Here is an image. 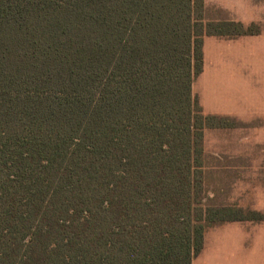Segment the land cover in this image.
I'll use <instances>...</instances> for the list:
<instances>
[{
    "label": "trees",
    "instance_id": "trees-1",
    "mask_svg": "<svg viewBox=\"0 0 264 264\" xmlns=\"http://www.w3.org/2000/svg\"><path fill=\"white\" fill-rule=\"evenodd\" d=\"M203 11L0 0V264H192L208 229L264 222L202 204L203 131L226 120L192 93L203 40L259 33Z\"/></svg>",
    "mask_w": 264,
    "mask_h": 264
},
{
    "label": "rangeland",
    "instance_id": "rangeland-1",
    "mask_svg": "<svg viewBox=\"0 0 264 264\" xmlns=\"http://www.w3.org/2000/svg\"><path fill=\"white\" fill-rule=\"evenodd\" d=\"M239 44L243 65L238 66V63L233 68L221 60L210 70L208 66L192 87L200 106L201 100L206 108L235 116H217L226 120L210 122V126L218 128L203 131L202 204L231 205L245 212L264 214V119H249L250 110L257 105L264 107V75L259 80L262 93H257L255 85L249 88L247 78L251 72L244 66L248 65L250 57L244 52L247 48ZM257 71L264 74V69ZM238 225L247 238L264 240V222H240Z\"/></svg>",
    "mask_w": 264,
    "mask_h": 264
},
{
    "label": "crops",
    "instance_id": "crops-1",
    "mask_svg": "<svg viewBox=\"0 0 264 264\" xmlns=\"http://www.w3.org/2000/svg\"><path fill=\"white\" fill-rule=\"evenodd\" d=\"M203 5V16L206 22H232L249 27L255 26L259 33L230 41L213 37L204 38L202 73L208 66L210 70L215 63H221V60L233 68L238 63L240 64L238 66L243 65L241 63L242 50L239 44L241 43L245 49L247 48V51L244 50L245 54L250 57L248 65L244 66L248 72H251L247 80L255 81L252 84L248 80L247 85L249 88L255 85L257 93H262L263 86L259 80L263 79L264 74H259L262 71L257 70L264 69V0H203ZM213 12L217 13L213 14ZM260 101L263 103L262 98ZM200 103L206 116H234L227 114L226 111L222 113L210 107L206 108L201 100ZM250 116L249 119H264V107L257 105L250 110ZM243 231L237 222L208 229L204 234L203 248L192 264H264V240L247 238L246 232Z\"/></svg>",
    "mask_w": 264,
    "mask_h": 264
}]
</instances>
